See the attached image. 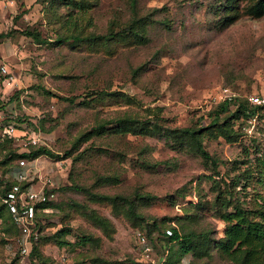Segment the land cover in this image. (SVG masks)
<instances>
[{
	"label": "rangeland",
	"instance_id": "374dc122",
	"mask_svg": "<svg viewBox=\"0 0 264 264\" xmlns=\"http://www.w3.org/2000/svg\"><path fill=\"white\" fill-rule=\"evenodd\" d=\"M84 1L80 9L69 5V0H0V34L10 31L9 36H0V143L10 139L18 151L44 145L58 154L25 158L33 172L24 181L39 186L50 179L58 188L57 195L50 197L54 203L38 210L43 235L51 236L64 225L72 228L66 235L69 244L49 241L43 245L51 259L46 264H91L96 256L124 262L116 264H128L130 258L148 262L142 260L136 235L144 223L112 204L90 201L84 192L62 189L75 182L108 194H152L156 197L149 204L138 205L147 220L157 219L162 229L177 224L181 229H207L221 236L226 223L213 205L219 189H232L245 207L264 204V110L252 131L244 127L245 122H237L242 131L236 140L205 137L219 173L206 167L199 156L145 134L95 137L96 144L110 150L89 160L75 159L78 151L66 156L65 150L83 131L125 114L145 118L157 110L171 127L207 125L209 110L216 104L209 95L221 85L244 98L264 92V16L243 15L221 28L219 11L225 0ZM135 10L152 20L145 44L119 46L110 52L55 42L59 33L73 28L85 32L119 28L135 16ZM25 28L37 29L45 41L23 34ZM101 89L122 90L136 102L84 103L88 94ZM69 96H75V101ZM8 125L16 128L14 135L5 132ZM5 150L0 149V158ZM143 160L154 166L146 167ZM19 164L20 159L0 163V176L17 180ZM35 167L41 170L42 180L35 175ZM99 175L118 179L100 181ZM73 201L87 202L110 217L114 230L104 231L69 208ZM5 224L0 219V264L17 258L13 251L19 232L11 218L9 231L3 229ZM83 232L98 240L79 243ZM152 235L158 260L167 241L162 232L155 230ZM171 245L177 260L178 245ZM174 264L235 263L214 250L202 257L187 253Z\"/></svg>",
	"mask_w": 264,
	"mask_h": 264
},
{
	"label": "trees",
	"instance_id": "16d2710c",
	"mask_svg": "<svg viewBox=\"0 0 264 264\" xmlns=\"http://www.w3.org/2000/svg\"><path fill=\"white\" fill-rule=\"evenodd\" d=\"M69 5L73 8L80 9L85 7L84 0H69ZM131 18L126 24L121 27H109L105 32H85L77 28L61 32L57 35L55 42L62 44L64 42L70 43L72 46L81 47L86 45L95 50H106L116 52L119 46L145 44L149 41V25L152 20L148 15H137ZM218 24L221 28L230 25L243 15L259 18L264 16V0H225L223 7L219 11ZM21 32L26 35H31L39 41H45L41 36V32L37 29L25 28ZM10 31L1 33L0 36H9ZM139 70V69H138ZM84 98V103L87 105H96L108 100L116 102L134 103L136 98L122 90H106L101 89L88 94ZM67 99L75 101V96H69ZM264 110V106L253 105L248 98L237 96L234 102L222 101L213 104L209 110L210 123L207 125H194L184 127H171L165 119L160 116L159 111L153 110L152 117L141 118L132 114H125L114 119L99 122L90 129L83 131L72 142L70 149L65 150L66 156L74 155L77 152L75 159L89 160L90 157L109 153V146L103 144H96L95 137H104L111 135H125L127 133L145 134L154 137H160L165 142L175 149H180L190 152L201 158L206 167H210L214 173H219L218 161L206 148L204 139L206 136L222 135L228 140H236L241 134V124L237 122L242 115L250 116L252 113ZM93 139V140H92ZM91 142L80 149L85 142ZM10 139L0 143L2 151L0 158L1 164H10L14 159H33L42 154L49 156H58L51 148L39 145L29 150L18 151L13 148ZM108 145H110L108 143ZM111 146V145H110ZM146 167L154 166L149 160H143ZM100 181H109L118 179L112 175H99L97 177ZM19 181H11L0 176V219L5 220L3 229L9 231L12 225L15 231L19 232V227L13 220L12 214L6 204L2 201V196ZM23 187L30 182L20 181ZM56 186L48 185L46 190L48 193H58ZM62 189H73L75 191L84 192L87 198L92 202L112 204L118 211H122L125 215L139 221L142 226L141 230L148 234L153 239L155 230L162 232V237L167 241L164 253L165 260L163 264H174L180 260L182 255L192 253L196 257L211 255L216 250L224 258L230 259L235 264H264V204L254 208L245 207L235 197L232 189H219L213 205L217 214L225 221V227L221 236H213L211 231L195 230L193 228L181 229L179 225L162 229L161 224L157 219L153 221L147 220L146 216L138 211V205L149 204L156 196L149 193H140L137 191L134 196L126 194H108L104 192L93 191L91 188L80 185L77 182ZM54 203V199H49L40 204L41 207H49ZM57 205H60L57 203ZM68 207L73 208L84 216L86 220L92 222L95 226L102 228L104 231L114 230V224L110 217L102 214L97 208L92 207L87 202L73 201L68 203ZM39 213L37 211V217ZM69 215V214H67ZM11 218L12 225L8 226L7 220ZM39 219V218H38ZM181 220V219H180ZM180 220L178 222H180ZM38 229L40 235L37 241L33 244L31 258L35 264H46L51 259L45 254L43 245L49 241H54L58 245L69 244L70 241L66 235L71 232L72 228L69 225H64L57 232L51 236L43 235L42 223L38 222ZM168 229L172 232L169 233ZM98 238L91 233L81 234L79 243L87 244L93 243ZM172 243L178 245L179 258L174 259V250H172ZM154 246L155 240H154ZM160 257V258H161ZM18 258L8 264H15ZM91 264H116L124 263L123 261H110L104 257L96 256L91 259ZM128 264H151L149 261L142 262L130 258Z\"/></svg>",
	"mask_w": 264,
	"mask_h": 264
},
{
	"label": "built area",
	"instance_id": "2783aa9c",
	"mask_svg": "<svg viewBox=\"0 0 264 264\" xmlns=\"http://www.w3.org/2000/svg\"><path fill=\"white\" fill-rule=\"evenodd\" d=\"M2 69L7 71V66L2 64ZM237 97L228 85H221L215 88L209 95V98L214 103L222 101L234 102ZM249 102L253 105L264 106V92L252 93L246 96ZM260 116V112L256 111L250 116L242 115L240 121L245 122V128L252 131L256 126V122ZM247 125V126H246ZM15 127L8 125L5 127V132L9 135L15 134ZM34 142L37 139L34 138ZM30 172H33V167L29 165V160L21 159L19 168L17 170L16 179L20 181L27 180ZM35 175L43 179L41 170L35 167ZM19 182L15 183L3 196L2 201L6 204L9 211L12 214L13 220L19 227V233L17 236V247L13 251L14 256L18 258L19 264H35L31 258L33 250V244L38 240L40 231L38 229L39 219L37 217V211L40 209H48V207H41L40 204L49 200L54 193H48L46 190L47 185L52 186L53 182L50 179L43 180V184L37 185V183H29L23 187ZM168 232L172 231L168 229ZM137 242L139 245V251L142 256V260L152 262L153 264H163L165 255L157 260L155 257L154 244L151 238L142 230L136 232Z\"/></svg>",
	"mask_w": 264,
	"mask_h": 264
}]
</instances>
